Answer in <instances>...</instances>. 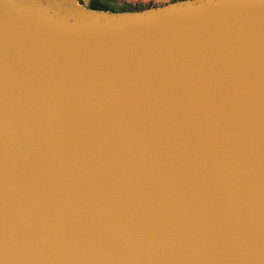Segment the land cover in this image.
Wrapping results in <instances>:
<instances>
[{
  "label": "water",
  "instance_id": "1",
  "mask_svg": "<svg viewBox=\"0 0 264 264\" xmlns=\"http://www.w3.org/2000/svg\"><path fill=\"white\" fill-rule=\"evenodd\" d=\"M90 2L0 0V264H264V0Z\"/></svg>",
  "mask_w": 264,
  "mask_h": 264
},
{
  "label": "crops",
  "instance_id": "2",
  "mask_svg": "<svg viewBox=\"0 0 264 264\" xmlns=\"http://www.w3.org/2000/svg\"><path fill=\"white\" fill-rule=\"evenodd\" d=\"M177 1H182V0H98V1L94 0L95 3L97 2L96 4L98 5V8L102 7L100 9H103L105 11H109L104 6L106 4L117 5L128 9L117 13L134 12V11L157 7Z\"/></svg>",
  "mask_w": 264,
  "mask_h": 264
},
{
  "label": "rangeland",
  "instance_id": "3",
  "mask_svg": "<svg viewBox=\"0 0 264 264\" xmlns=\"http://www.w3.org/2000/svg\"><path fill=\"white\" fill-rule=\"evenodd\" d=\"M95 1H98V0H95ZM91 2H94V0H92ZM95 3V2H94ZM97 3V2H96ZM96 6H98L97 4H95ZM106 9H108L110 12H122V11H125V10H128L127 8L125 7H120V6H117V5H112V4H106L104 5ZM98 8V7H96ZM102 8V7H100Z\"/></svg>",
  "mask_w": 264,
  "mask_h": 264
},
{
  "label": "flooded vegetation",
  "instance_id": "4",
  "mask_svg": "<svg viewBox=\"0 0 264 264\" xmlns=\"http://www.w3.org/2000/svg\"><path fill=\"white\" fill-rule=\"evenodd\" d=\"M91 1H92V0H91ZM95 4H96V3H94V2H90V6L98 7V6H96Z\"/></svg>",
  "mask_w": 264,
  "mask_h": 264
}]
</instances>
